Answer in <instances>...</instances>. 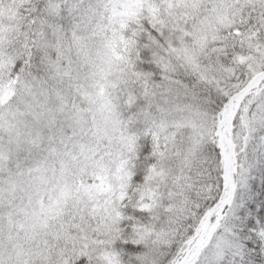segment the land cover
<instances>
[{
	"label": "snow or ice",
	"instance_id": "obj_1",
	"mask_svg": "<svg viewBox=\"0 0 264 264\" xmlns=\"http://www.w3.org/2000/svg\"><path fill=\"white\" fill-rule=\"evenodd\" d=\"M0 264H264V0H0Z\"/></svg>",
	"mask_w": 264,
	"mask_h": 264
}]
</instances>
